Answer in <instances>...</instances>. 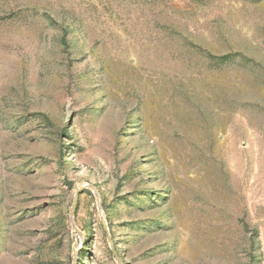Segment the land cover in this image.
<instances>
[{
  "label": "rangeland",
  "instance_id": "rangeland-1",
  "mask_svg": "<svg viewBox=\"0 0 264 264\" xmlns=\"http://www.w3.org/2000/svg\"><path fill=\"white\" fill-rule=\"evenodd\" d=\"M0 264H264V0H0Z\"/></svg>",
  "mask_w": 264,
  "mask_h": 264
},
{
  "label": "water",
  "instance_id": "water-1",
  "mask_svg": "<svg viewBox=\"0 0 264 264\" xmlns=\"http://www.w3.org/2000/svg\"><path fill=\"white\" fill-rule=\"evenodd\" d=\"M91 189H93V188L91 187ZM82 191H83V189L78 190L77 193H76V201H75L74 206H73L72 211H71V217H72L73 212H74V210H75V207H76V205H77V199H78V197H79V195L81 194ZM95 195H96V199H97V203H98L99 211H100V213H101V212H102V209H101V205H100L99 195H98L96 192H95ZM101 216H102V215H101ZM101 221H102V224H103L104 230H105V232H106V234H107V237H108L109 243H110V245H111V250H112L113 254L116 255L115 250L113 249L112 239H111V236H110V234H109V230H108L107 222H106V220H105V218H104L103 216L101 217Z\"/></svg>",
  "mask_w": 264,
  "mask_h": 264
}]
</instances>
